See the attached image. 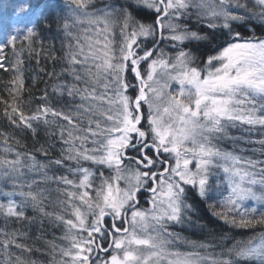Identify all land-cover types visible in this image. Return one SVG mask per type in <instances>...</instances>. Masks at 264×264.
Segmentation results:
<instances>
[{
	"label": "snow or ice",
	"instance_id": "6c2138e0",
	"mask_svg": "<svg viewBox=\"0 0 264 264\" xmlns=\"http://www.w3.org/2000/svg\"><path fill=\"white\" fill-rule=\"evenodd\" d=\"M64 3L69 42L62 71L72 82L53 85V91L78 97L79 103L58 110L47 91L35 108L24 100L22 55L36 52L34 28L22 34L14 29L17 34L0 44V70L13 73L6 85L11 102L0 103L13 126L34 136L41 126L52 136L58 132L66 147L50 163L75 162L69 168L74 178L48 175L50 164L17 151L0 133L5 145L0 182L11 185L10 191L0 189L6 200L0 202V216L18 222L32 207L60 222L64 234L61 245H52L53 264H264V231L215 253L209 251L214 245L171 230L190 219L189 189L208 202L213 216L233 227H264V158L256 157H264V38H244L234 27L256 19L264 23V0H135L138 8L154 11L151 23L123 7L90 10L92 0ZM26 9L22 5L17 11ZM192 17L209 31L192 30L184 22ZM221 37L218 50L203 61L183 48L171 56L159 47L165 41L173 48L193 41L212 45ZM237 127L260 131V139L248 141L259 145L252 155L223 147L226 140L240 139L229 135ZM35 151L49 155L44 145ZM82 161L111 174L97 176ZM50 183L57 184L56 199L49 201L55 211L45 206L52 189L42 185ZM142 191L150 193L147 208L140 206ZM20 235L3 231L5 253L12 244L31 251L17 242ZM8 261L13 264L12 257ZM14 264L28 262L16 256Z\"/></svg>",
	"mask_w": 264,
	"mask_h": 264
},
{
	"label": "trees",
	"instance_id": "16d2710c",
	"mask_svg": "<svg viewBox=\"0 0 264 264\" xmlns=\"http://www.w3.org/2000/svg\"><path fill=\"white\" fill-rule=\"evenodd\" d=\"M108 1L113 2L117 0ZM29 2V4L31 6H34V8L37 10L35 20L31 22V27L34 28L36 32V35L33 37V47L36 49V52H33L30 55L29 52L25 50L22 55L25 72V91L23 93V98L25 101H30L32 108H35L41 102V90H46L48 88V85L51 84L50 79L45 80L43 78L45 76H49V73H54L55 71V73H57L65 67V63L62 60V57L65 54L63 52L65 35L61 30V28L63 27L64 20L62 19V17L65 6L61 3H58L57 0H29ZM122 2L126 3L122 0L121 4ZM121 4L113 2L107 7L121 8ZM126 5L127 6L124 8H127L131 12L133 17L137 20H148V17H150L151 15L150 13L147 14L141 11H134L133 9H135V7L133 3H127ZM154 18L155 16L151 15V22L154 20ZM188 20L189 19H186L184 22L187 23L192 30L200 29H195L193 26H195L196 24L190 25L191 20ZM260 22H257L256 20H249L247 22H240L234 27L242 34L244 38H250L253 36L259 37L261 35H264V25ZM21 40H23V37H21ZM21 40H18L17 46L20 45ZM190 43L189 51L193 52L194 55L200 57L201 61H203L209 53H212L213 48H215V46L208 45L205 41H193ZM37 52L40 54L37 55ZM35 56L38 57L35 59ZM7 74L8 72L0 70V95L2 96L3 100L4 97L6 100H11V97L9 96L6 88V85L8 84L6 81H3L6 80ZM53 101L54 98L52 97V102H48L55 108H57L56 106L63 102L60 101L56 104ZM144 124H142L141 126L143 127ZM0 133H3L4 135L15 139L18 142H16L17 145L15 147L19 148L20 152L33 153L36 158L37 156H44L39 155L38 151H35L36 149H39L41 145H44L49 150V155L47 157L44 156L46 160H48L44 163L50 164L48 174H50V176L53 174L57 176L64 175L65 172H63V164L57 166L50 163L58 157L56 155V152L54 151V147L52 146V138L47 137V131H44L41 127L37 130V134L35 136H32L30 133H26V130L12 126L9 122H7V120H5V118L3 117L2 111L0 110ZM258 134H260V131L257 132V135ZM245 138V141H252L254 139V137H251L250 134H245ZM2 142L3 137H0V152H2V147H4L3 144H1ZM253 147L259 148V145L254 144ZM45 187L52 189L49 200L45 202L47 205L50 200L56 199L57 193L55 189L57 187V184L50 183L48 185H45ZM145 195L146 194L144 193H140L139 197L141 198ZM188 202L193 205V211L190 214V219L185 220V222L183 223L185 227L177 229H180V236H182L186 240L200 242V240L202 239H211L212 241H208L212 245H216L219 243L224 244L227 243V240L221 239L222 235H227L228 239L230 236L239 235L240 233L244 232V230L248 231V229L233 227L232 225L222 221L218 217L213 216L211 209L208 206V202L200 199L196 195V193L191 192L190 189L188 192ZM48 208L49 207L46 206V210H48ZM25 212L27 219H22L18 222L14 219L8 220L7 222H2L0 220V232L3 235V231L6 229L9 232L16 231L20 233L21 235L19 236L17 242L26 244L31 249V251L25 252L22 249L17 250L15 244H12L10 248L13 249V252H11L10 254L9 252L6 253L7 261H4L3 263L9 264L8 257L10 256L13 258L14 264V258L16 256H21L28 262V264H52L51 260L53 257V251L51 255L50 251L52 245H58L59 243H61V228H57L56 225L51 226V224L48 223L49 220L44 215H42L41 213L36 214L33 210L29 209V207L25 209ZM175 229L176 228H174V230ZM254 229H258V231L260 232L264 231V227L259 225ZM252 230V228H249V231Z\"/></svg>",
	"mask_w": 264,
	"mask_h": 264
},
{
	"label": "rangeland",
	"instance_id": "374dc122",
	"mask_svg": "<svg viewBox=\"0 0 264 264\" xmlns=\"http://www.w3.org/2000/svg\"><path fill=\"white\" fill-rule=\"evenodd\" d=\"M57 1H58V3H61L62 5L65 6L64 7V10H63V17H62V19H63L64 17H66L68 15V10H67V7H66V5L64 3V0H57ZM123 1L126 2V3H123L122 2V4H121L120 7H123L124 8V7L127 6L126 5L127 3H133L134 4V7H135V9H133L134 11H136V12L137 11H141V12H145L147 14L150 13L151 15H154L155 16V13H154L153 10H149L146 7H143V6H140L138 8L137 4L135 3V0H123ZM29 3H30L29 0H0V44L5 43L6 42V39H7V37L9 35H16L17 34L14 31V29H19L20 30V34H22L24 30L29 29V28H32L31 27V22H33V20H35V18H36V11L37 10L34 8V6H31ZM111 3H113V2H110L108 0H92V4L90 5V10L106 9V7L108 5H110ZM22 5H27V9L24 10V11H17V9L20 6H22ZM236 11L240 12L241 10L237 9ZM151 15H150V17H148V20L145 19L143 22L151 23ZM189 20H191L190 21V25L191 24H196L195 26H193L195 29L196 28H200L199 31H201V34H204L205 32H208L209 31L203 25L197 26L198 24H197V22L195 20V17H192ZM256 21L257 22H260V20H258V19H256ZM260 23H262V22H260ZM263 25H264V23H263ZM263 25H261V26H263ZM61 30L63 31V34H64L63 27L61 28ZM115 31H116L117 37L119 38L120 28L119 27H116ZM21 37H23V36H21ZM259 37L264 38V35H261ZM222 40H223V37H221L220 40L214 41V43L212 44L213 46H215V49L216 50H218L219 46L221 45ZM68 42L69 41L65 37V44L63 46V52L64 53H65L66 45L68 44ZM189 43L190 42H185V44L179 45L177 48H173L172 47V42L165 41V42L161 43L159 45V47L160 48H163L164 51H165V53H167L168 55L174 56L176 54V52L180 48H183L184 50L189 51V47H190ZM146 46L147 47H151L152 46L150 39L147 42V45ZM4 54L6 56H8L9 58H11L12 53H11V50L10 49H6ZM209 54H214V52L212 51V53H209ZM37 57L35 56V59ZM206 57H205V59H206ZM58 70H60V69H58ZM56 74H58V75L50 76V77L44 75L45 77L43 79H45V80L46 79H50L51 84L48 85V88L46 90L45 89L41 90V92H40L41 93V97L44 95L45 91H47V93L49 95V102H52V97L54 98V101L53 102H55L56 104L58 102H60V101H63L62 103H60L58 105L60 107L58 110H60V109H67L69 106L74 107L76 103H79V98L78 97L75 100H73L72 98H70V97L67 96L66 92L63 95H60L59 93L53 91V85H63L65 83H70V82H72V78L70 76H68L66 73H64L62 70L58 71ZM12 75H13V73L8 72V74L6 75V80H3V81H6L7 84H8V82L12 78ZM24 75H25V72H24ZM129 79L130 80L133 79L132 76H131V74H129ZM173 87H176V85H173ZM129 91H130V94H134V89H130ZM0 99L3 100V98H2L1 95H0ZM3 101L11 102V100H6L5 97H4V100ZM4 109H5V104L4 103H0V110L2 111L3 117L5 118V120H7V122H9V120L4 115ZM9 111H10V108H9ZM145 111H146V109H145ZM61 123H65V122L61 121ZM144 123L146 124V121H144ZM41 128L45 131V128L43 126H41ZM24 130H26V133H30L32 136H34L33 135V132L31 130H29V129H24ZM257 132H259V130L252 131V132L249 133L248 131H245V128L244 127H237V128L229 129V135L230 136H232V137H238L240 139H238L235 142V144L231 140H226L224 142V144H223V147L228 148L229 150L233 149L234 147L237 150L244 149L245 150L243 152L244 155H252V150L254 148H258V147H253L254 146L253 143H249L248 141H245V139H246L245 138V134H250L251 137L253 136L254 139L252 141H254V140H257V139H260L261 138L260 137V134L257 135ZM47 133H48L47 134V137H51L52 138V142H53V145L52 146L54 147V151L56 152L57 157L60 158L61 150L64 147H66V146L63 145L62 142L59 140V134H58V132H57V134L55 136L50 135V133H51L50 130H48ZM39 134H41V133H39ZM243 138H244V140H243ZM12 139L13 138H10V140H9L10 143L9 144L12 145L17 151H20L19 148L15 147L17 145V143H16L17 141L15 139H13V140ZM49 140H50V138H49ZM243 141H245V142H243ZM1 144H3V146L5 147V145H4L3 142ZM4 147H2V148H4ZM89 147H91V145H89ZM2 151H3V149H2ZM130 152H132V151H130ZM129 155H135V153L132 152V154L129 153ZM256 157L257 158H264V157H260L259 156V153H256ZM41 159H42L43 162H47L48 161V160H46V158L44 156H42ZM81 163L85 167L92 168L93 171L97 173V176L99 174V171H103L106 176L111 174V172H110L109 169L104 168L102 166L92 165L91 162H83L82 161ZM128 163H129V161L126 160L125 161V164H128ZM74 167H76L75 162L65 160L64 163H63V169H64V172L66 174L64 173V175L69 176V178H74L73 175H72V173L69 172V168H74ZM31 175H33L32 176L33 178L39 179V177L36 176L35 174H31ZM31 175L29 174V176H31ZM48 175H50V174H48ZM97 183H99V180H97ZM121 186H123L122 182H121ZM60 187H64V186L63 185H60ZM0 189H2L3 191H10L11 190V185H8L7 187H4L3 182H0ZM141 193H144L146 195L145 196H142L141 198L139 197L140 206L143 207V208H147L148 207L147 200L150 197V193H148L147 191H142ZM50 201H53L54 202L55 199H52ZM0 202H6L5 198L2 195H0ZM45 205H46V203H45ZM46 206L49 207L47 211H55L56 210L52 206L51 203H48ZM29 209L33 210L32 207H29ZM33 211L36 214H39L38 211H35V210H33ZM45 217L49 220L48 223H50L51 226L56 225L57 228H61L60 234H61V237H62L63 234H64V227H63V225L60 222L56 221L54 218H51V217H48V216H45ZM0 220L2 222H4L5 221V218L3 216H0ZM178 225H182V224H175V225H173L171 227V230L173 231L174 228L176 226H178ZM0 231H1V229H0ZM259 232L260 231H258V229L257 230L256 229H253L252 231H249V229H248V231H244V232L240 233L239 235L230 236L227 239V243L226 244H220V243L218 245H214L213 244L214 247L213 248H210L209 251L210 252L219 253L222 248H225L227 246H230L233 243L234 240L247 239L248 237L252 236L253 234L259 233ZM2 240H3V235L0 232V241H2ZM61 244H62V240H61V243H59L57 246H59ZM181 249L182 250H185V251L191 250L190 248H188L185 245H181ZM12 250L13 249L9 248L8 249V252L11 253V252H13ZM17 250H19V249L17 248ZM51 254H52V248H51V251H50V255ZM6 259H7V255L4 252L3 248L0 247V264H4L3 262L4 261H7ZM51 262L53 264V257H52ZM242 264H243V262H242Z\"/></svg>",
	"mask_w": 264,
	"mask_h": 264
},
{
	"label": "bare ground",
	"instance_id": "6f19581e",
	"mask_svg": "<svg viewBox=\"0 0 264 264\" xmlns=\"http://www.w3.org/2000/svg\"><path fill=\"white\" fill-rule=\"evenodd\" d=\"M119 1V2H118ZM121 1L122 0H117V1H113L114 3H120L121 4ZM108 7H106V9H107ZM197 26H199V25H197ZM249 38V37H248ZM58 109L60 108L59 106H56ZM56 108V109H57ZM131 151V150H130ZM129 151V153H131L132 154V152H130ZM38 154L39 155H42L40 152H38ZM37 160H39L40 162H43L42 161V159H41V156H37ZM44 163V162H43ZM64 172V171H63ZM67 172V171H66ZM68 173V172H67ZM42 187H45V185H42ZM190 191L191 192H194L195 193V190H193V189H190ZM229 224V223H228ZM183 227H185L184 226V224H182V225H178V226H176L175 228V230H173L174 232H177V233H180V229L179 230H177L178 228H183ZM245 231V230H244ZM193 238H194V236H193ZM221 239H224V240H227V235H222L221 236ZM212 241L211 239H202V240H200V242H198V241H195V242H197V243H206V244H208L209 243V241ZM223 242V241H222ZM227 242V241H226ZM210 244V243H209ZM220 244H223V243H220ZM224 244H226V243H224ZM216 245H218V244H216ZM10 254V253H9Z\"/></svg>",
	"mask_w": 264,
	"mask_h": 264
}]
</instances>
